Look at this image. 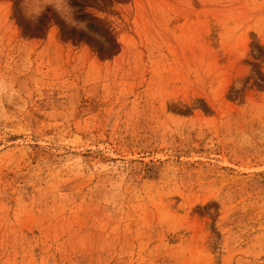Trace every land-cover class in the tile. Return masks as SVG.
I'll return each mask as SVG.
<instances>
[{
	"label": "rangeland",
	"instance_id": "374dc122",
	"mask_svg": "<svg viewBox=\"0 0 264 264\" xmlns=\"http://www.w3.org/2000/svg\"><path fill=\"white\" fill-rule=\"evenodd\" d=\"M68 2L0 0V264H264V0Z\"/></svg>",
	"mask_w": 264,
	"mask_h": 264
},
{
	"label": "clouds",
	"instance_id": "9594fccd",
	"mask_svg": "<svg viewBox=\"0 0 264 264\" xmlns=\"http://www.w3.org/2000/svg\"><path fill=\"white\" fill-rule=\"evenodd\" d=\"M52 6L70 27L83 29L86 27L84 22H78L73 18L74 9L71 8L68 0H23L22 9L26 18L35 21L43 12L46 6ZM5 81L0 76V85ZM237 88L243 87L242 83L236 85Z\"/></svg>",
	"mask_w": 264,
	"mask_h": 264
}]
</instances>
